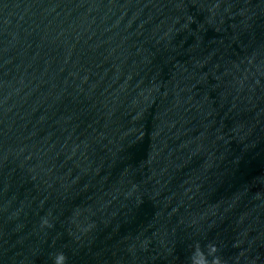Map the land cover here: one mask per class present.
Returning <instances> with one entry per match:
<instances>
[{
  "label": "water",
  "instance_id": "95a60500",
  "mask_svg": "<svg viewBox=\"0 0 264 264\" xmlns=\"http://www.w3.org/2000/svg\"><path fill=\"white\" fill-rule=\"evenodd\" d=\"M0 264H264V0H0Z\"/></svg>",
  "mask_w": 264,
  "mask_h": 264
}]
</instances>
